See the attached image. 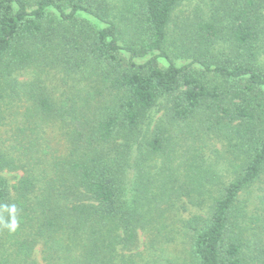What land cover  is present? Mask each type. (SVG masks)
<instances>
[{"label":"trees","instance_id":"16d2710c","mask_svg":"<svg viewBox=\"0 0 264 264\" xmlns=\"http://www.w3.org/2000/svg\"><path fill=\"white\" fill-rule=\"evenodd\" d=\"M0 264H264V0H0Z\"/></svg>","mask_w":264,"mask_h":264},{"label":"rangeland","instance_id":"374dc122","mask_svg":"<svg viewBox=\"0 0 264 264\" xmlns=\"http://www.w3.org/2000/svg\"><path fill=\"white\" fill-rule=\"evenodd\" d=\"M259 186H257L256 189H252L251 192L249 194H251L250 196H248V200L250 199V203H252V207H254L256 205V201L254 202L252 199L255 200V197L257 195V190H258Z\"/></svg>","mask_w":264,"mask_h":264}]
</instances>
